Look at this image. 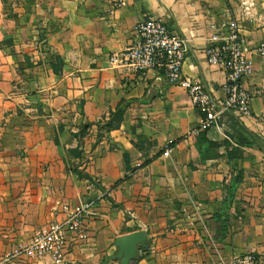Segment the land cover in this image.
<instances>
[{"label":"crops","instance_id":"1","mask_svg":"<svg viewBox=\"0 0 264 264\" xmlns=\"http://www.w3.org/2000/svg\"><path fill=\"white\" fill-rule=\"evenodd\" d=\"M147 18L185 41L182 75L218 101L225 72L205 49L232 26L250 44L264 41V0H0V264H54L3 257L83 204L82 236L66 233L61 264H104L115 239L137 231L148 246L134 264H230L245 254L264 264V153L241 147L226 158L235 115L221 113L206 133L220 147L196 145L202 114L184 88L161 70L107 63ZM250 56V115L237 120L264 141V58ZM122 102V121L97 140ZM238 170L227 233L216 239L213 216Z\"/></svg>","mask_w":264,"mask_h":264},{"label":"built area","instance_id":"2","mask_svg":"<svg viewBox=\"0 0 264 264\" xmlns=\"http://www.w3.org/2000/svg\"><path fill=\"white\" fill-rule=\"evenodd\" d=\"M134 34L135 41L129 47L109 54L108 65L126 67L141 74L161 70L169 85L184 88L192 105L202 114L192 134L211 126L218 127V117L223 112H232L237 119L250 115L251 96L242 82L253 70L254 62L250 54L254 52L264 58V41L250 44L238 28L232 26L219 44L205 49L208 64L217 65L225 72L222 86L225 97L218 101L198 81L182 75L185 41L173 35L164 23L153 18L144 19L137 24ZM89 207L90 204H83L62 222L42 226L25 244L5 254L3 261L12 263L21 256L35 260L49 256L54 264H61L65 255L66 233L82 236L84 214ZM230 264H260V261L252 254H245L234 257Z\"/></svg>","mask_w":264,"mask_h":264},{"label":"trees","instance_id":"3","mask_svg":"<svg viewBox=\"0 0 264 264\" xmlns=\"http://www.w3.org/2000/svg\"><path fill=\"white\" fill-rule=\"evenodd\" d=\"M126 105L122 102L118 104L116 109L110 113L109 119L99 124L100 134L98 135L97 140L101 139L103 133L114 130L118 127L120 122L122 121V116L124 113ZM230 121L233 122L232 129L235 132V135L228 136L230 141L234 144H231L227 139L222 141V145L226 149V158L233 159L238 158L240 156V148L241 147H252L255 146L260 149L264 153V141L257 135L249 132L246 128L237 120V118L233 115L228 116ZM215 126H211L207 130L200 132L195 137V144L198 145L199 142L203 141L206 143V149L220 147V144L215 142H211L206 138V133ZM85 129L82 130L81 133H84ZM81 178H87V176H83L79 174ZM242 180V172L238 170L232 178L231 183L228 187L224 189V199L222 200V206L220 210L214 214V221L217 224L216 229V239H222L225 237L227 233L228 220H229V208L233 201V194L237 186Z\"/></svg>","mask_w":264,"mask_h":264},{"label":"water","instance_id":"4","mask_svg":"<svg viewBox=\"0 0 264 264\" xmlns=\"http://www.w3.org/2000/svg\"><path fill=\"white\" fill-rule=\"evenodd\" d=\"M114 245L116 251L104 260V264L111 260H117L119 264H134L139 248H147L148 242L145 233L137 231L116 238Z\"/></svg>","mask_w":264,"mask_h":264},{"label":"rangeland","instance_id":"5","mask_svg":"<svg viewBox=\"0 0 264 264\" xmlns=\"http://www.w3.org/2000/svg\"><path fill=\"white\" fill-rule=\"evenodd\" d=\"M252 8V6H248V7H244V11H245V14H248V16L250 15V9Z\"/></svg>","mask_w":264,"mask_h":264}]
</instances>
